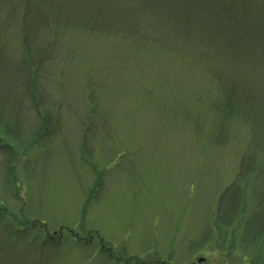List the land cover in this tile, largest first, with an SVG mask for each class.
I'll return each instance as SVG.
<instances>
[{"label":"rangeland","instance_id":"1","mask_svg":"<svg viewBox=\"0 0 264 264\" xmlns=\"http://www.w3.org/2000/svg\"><path fill=\"white\" fill-rule=\"evenodd\" d=\"M198 257L264 264V0H0V264Z\"/></svg>","mask_w":264,"mask_h":264},{"label":"flooded vegetation","instance_id":"2","mask_svg":"<svg viewBox=\"0 0 264 264\" xmlns=\"http://www.w3.org/2000/svg\"><path fill=\"white\" fill-rule=\"evenodd\" d=\"M201 259H202V262H200ZM204 261H206L205 258L198 257V258H196V261H193V262H191L189 264H202ZM177 264H182V263H177Z\"/></svg>","mask_w":264,"mask_h":264},{"label":"trees","instance_id":"3","mask_svg":"<svg viewBox=\"0 0 264 264\" xmlns=\"http://www.w3.org/2000/svg\"><path fill=\"white\" fill-rule=\"evenodd\" d=\"M243 20V19H242ZM247 22V21H246ZM248 29L251 27V25L250 24H248ZM240 28H243V26L242 27H240ZM177 31H179L178 29H177ZM260 33V32H259ZM260 35H261V33H260Z\"/></svg>","mask_w":264,"mask_h":264},{"label":"water","instance_id":"4","mask_svg":"<svg viewBox=\"0 0 264 264\" xmlns=\"http://www.w3.org/2000/svg\"><path fill=\"white\" fill-rule=\"evenodd\" d=\"M200 261H202V260H200Z\"/></svg>","mask_w":264,"mask_h":264}]
</instances>
